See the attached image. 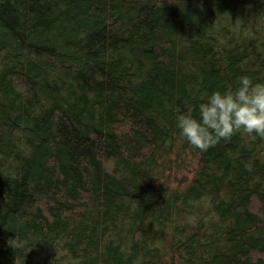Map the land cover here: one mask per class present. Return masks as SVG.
Wrapping results in <instances>:
<instances>
[{
  "label": "trees",
  "instance_id": "16d2710c",
  "mask_svg": "<svg viewBox=\"0 0 264 264\" xmlns=\"http://www.w3.org/2000/svg\"><path fill=\"white\" fill-rule=\"evenodd\" d=\"M244 74L264 0H0V264H264V137L176 127Z\"/></svg>",
  "mask_w": 264,
  "mask_h": 264
},
{
  "label": "clouds",
  "instance_id": "9594fccd",
  "mask_svg": "<svg viewBox=\"0 0 264 264\" xmlns=\"http://www.w3.org/2000/svg\"><path fill=\"white\" fill-rule=\"evenodd\" d=\"M176 127L188 143L202 151L237 132L253 140L264 137V81L241 75L234 86L215 89L192 110L179 113ZM8 242L14 248L24 246L15 237Z\"/></svg>",
  "mask_w": 264,
  "mask_h": 264
}]
</instances>
